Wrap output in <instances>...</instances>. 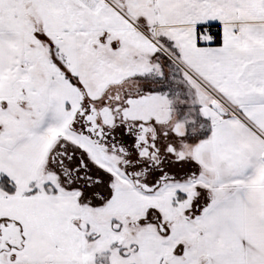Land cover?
Here are the masks:
<instances>
[{"label":"snow or ice","instance_id":"snow-or-ice-1","mask_svg":"<svg viewBox=\"0 0 264 264\" xmlns=\"http://www.w3.org/2000/svg\"><path fill=\"white\" fill-rule=\"evenodd\" d=\"M0 264H264V0H0Z\"/></svg>","mask_w":264,"mask_h":264}]
</instances>
